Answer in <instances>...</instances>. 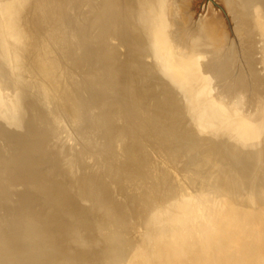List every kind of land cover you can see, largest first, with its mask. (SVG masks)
Listing matches in <instances>:
<instances>
[{"label": "crops", "instance_id": "obj_1", "mask_svg": "<svg viewBox=\"0 0 264 264\" xmlns=\"http://www.w3.org/2000/svg\"><path fill=\"white\" fill-rule=\"evenodd\" d=\"M177 2L46 0L26 28L28 2L22 9L5 13L11 33L6 37L0 30V57L6 63L3 70L9 71L7 61L12 53L18 76L23 75L25 81L30 78L36 100L38 87L45 90V105L51 112L40 117L45 136L28 133L25 127L26 132L19 131L25 134L18 137L29 135L33 139L20 146L36 156L48 147L61 152L65 148V157L72 158L71 170L104 176L106 182L111 181L116 198L123 196L117 187L147 193L148 198L134 200L136 210L126 222L133 238L144 240L143 254L135 256L139 264L156 247L158 255L152 263L160 264V257L166 258L167 264L189 261L185 262L184 252L191 231H183L187 225L183 220L189 221L201 210L195 190L209 187L215 174L222 181L223 185L217 183L221 191L226 190L224 185L236 184L234 173L244 158L251 160L244 170L246 181L257 186L262 198L254 201L240 192L230 196L245 206L264 202V158L260 156L264 153V90L252 106L218 96L200 53L176 40ZM57 12H61L58 21L48 25L47 17ZM250 17L259 40L264 81V0L251 4ZM150 60L158 66L148 63ZM125 66L129 79L120 78L117 85L122 91L124 85L131 87L128 93H120L122 98L115 94L109 73L123 77ZM72 93L78 94L72 97ZM32 97L29 95L26 103L29 108ZM51 116L58 117L61 128ZM124 124L128 125L123 129ZM231 159L238 161L236 167L231 166ZM258 172H262L259 177ZM250 175L263 180L256 183ZM214 188L206 195H214ZM149 201L158 203L156 206L169 204L147 214L143 224H136L140 209L145 210ZM230 214L223 223L210 218L218 230L205 228V264H264V207L257 214ZM98 224L118 227L106 218ZM216 243L223 246L215 249Z\"/></svg>", "mask_w": 264, "mask_h": 264}, {"label": "water", "instance_id": "obj_2", "mask_svg": "<svg viewBox=\"0 0 264 264\" xmlns=\"http://www.w3.org/2000/svg\"><path fill=\"white\" fill-rule=\"evenodd\" d=\"M28 2L31 4L25 13L26 28L34 11L41 8V4L46 0L0 2V19H2L0 30L3 35L7 37V34L11 33L5 13L9 11L10 14L17 9H22ZM56 5L58 6L57 3ZM125 7L124 10L127 12ZM61 12L47 17L48 25H54L55 21H58L57 14L60 16ZM11 55L12 53H10L11 60L7 61L8 72L3 70L6 63L4 64L2 56L0 57V264H139L135 256L143 254L144 240L138 237L133 238L132 231L126 222L128 216H132L136 210L133 205L134 200L137 197L148 198L147 193L142 189L131 191L117 187V191L123 196L116 198L110 189L111 181L106 182L103 179L104 176L71 170L69 160L72 158L65 157L67 151L64 147L65 154L64 150L61 152L52 146L36 156V154L30 155L22 145L20 146L22 142L28 143L33 139L29 135L18 137L25 134L19 131L26 132V128L28 133L42 134L43 138L46 129L41 124L40 117L43 112L47 115H51V112L45 105L47 93L44 89L38 87L39 100L37 98V102L35 96H33L35 101L33 100L30 78L25 81L23 75L18 76ZM130 59L127 60L126 65H129ZM151 64L158 66V63L153 60ZM122 72H124L123 77H120V74L110 73L109 76L112 79L111 86L115 94L124 98V95L120 93L124 94V91L128 93L131 84L129 89L127 85H124V91L122 86L120 89L117 84L120 78L129 79L126 75L128 66H125ZM74 90L77 92L76 89ZM77 94L72 93V97ZM29 95L30 98L32 97L30 100L32 109L26 104ZM70 107L74 109L72 105ZM51 119L61 128L58 117L51 116ZM127 125L124 124L121 127L124 129ZM38 144H42L40 139ZM261 156L264 158V153ZM243 160L240 162L241 167L238 172L234 173L236 184L232 183L231 187L224 185L222 188L226 190L221 191L217 188V183L223 185L220 183L222 181L218 174H215L209 187L199 190L201 192L195 190L202 204L198 212L201 213L203 220L198 221V214L189 221L180 218L187 222L183 231H191L189 234V240H191L184 252L187 256L184 258L185 262L188 258L189 261L186 263L183 261L184 264H205L203 261L205 259V228L208 231L218 230L210 218H219V221L223 223L224 219H230V213L257 214L264 207L263 201L256 205L245 206L230 196L232 193L240 192L251 196L254 201L262 198L260 192H257V186L250 185V180L246 181L247 174L244 170L251 160ZM231 161V166L238 165V161L234 159ZM259 174L262 172H258V177ZM250 176L256 183H261L263 180H256V175ZM212 187L216 189L214 195L213 193L212 196L206 195L210 194L206 192ZM214 200L222 201L223 205L216 207L215 203L209 206L208 204ZM157 204L149 201L145 210L140 209L141 216L135 219V223L143 224L147 214L159 212L167 207L169 202L156 206ZM121 206L124 208L122 212H118ZM103 218L112 219L118 227L100 226L98 222ZM194 221H197L195 225ZM215 246V249H219L223 243H216ZM156 255H158L157 247L152 254L145 257L143 264H155L152 261ZM159 262L167 264V259L160 257Z\"/></svg>", "mask_w": 264, "mask_h": 264}, {"label": "rangeland", "instance_id": "obj_3", "mask_svg": "<svg viewBox=\"0 0 264 264\" xmlns=\"http://www.w3.org/2000/svg\"><path fill=\"white\" fill-rule=\"evenodd\" d=\"M177 1L178 2L175 5L176 9H175L174 31L177 38L176 40L179 42V44L183 46L190 45V42L192 43L193 41H195V39L199 38V35L202 34V31H205V26H211V27L213 26L212 27L214 30L213 36L215 39H217V43L215 46L213 45L212 47L211 53L213 54H211L212 58L209 63L213 64L216 62L215 64L217 65V67L220 68V65H222V62L225 59L222 57V55L225 52L229 51L228 56L236 55L234 56L235 63L237 61L236 65L240 64V66L242 65V67H244L245 64L246 67L248 66L247 63L249 61L247 60V55L244 56L243 50L246 44L249 45L247 40H249L250 35L248 33L247 34L245 33L246 18L242 17L244 16V10H242L241 7L237 5L235 0H177ZM187 28L190 30H188ZM244 41H246V43ZM213 43L215 44L214 41ZM113 44L114 46H117V42H113ZM226 48L228 49L227 51ZM117 49L121 52L124 51L123 48L117 47ZM223 50L224 53H222ZM233 50L234 53L231 55V52H233ZM151 61L152 60H150L148 63L151 64L152 63ZM256 67L258 69V65ZM254 81L255 79H253V83H257V81L256 82ZM261 87L264 88L263 82ZM255 90H256L255 88L252 90L253 93L255 92ZM239 101H241L242 104L245 106H252L255 104L253 102L254 99H252L251 103H249V101L246 100L243 101L239 100ZM215 203L216 205L214 206L216 207H221L223 205L222 201H215V200L207 204L209 206H212ZM198 216H199L198 221L203 220L200 212H198ZM196 222L197 221H194L193 224L195 225Z\"/></svg>", "mask_w": 264, "mask_h": 264}, {"label": "bare ground", "instance_id": "obj_4", "mask_svg": "<svg viewBox=\"0 0 264 264\" xmlns=\"http://www.w3.org/2000/svg\"><path fill=\"white\" fill-rule=\"evenodd\" d=\"M237 5L241 7L242 10H244V16L245 17V33L249 34V40H247L248 44H246L243 54L244 56L247 55V60L249 61L247 64L248 66L246 67L244 64V67L240 64L236 65L234 61V56L232 55L234 53L231 52L232 56L229 55V51L226 48V51L224 53V50L222 55L224 61L222 62V65H220V68L217 67L215 63H209L211 61V51L213 45L215 46L217 43V39L214 38L213 33V26H205V31H202V34L199 35V38L195 39L192 43L190 42V45H185L189 46L190 48H193L195 53H200L202 57V65L203 68L205 69L206 75L210 78V80L213 83V86L216 90V93L218 94L219 97L224 98V99H229V100H246L251 103L252 99H254V103L256 104L257 100L259 99V96L263 93L264 88H262V82L263 77L261 75L260 67H259V62L261 59H259V51L258 49V38H257V33L254 30L251 22V17H250V9H251V4H258L259 0H235ZM233 12V11H232ZM238 16V15H237ZM236 16V17H237ZM235 17V16H234ZM192 20V19H190ZM237 21V19H236ZM189 23V22H188ZM192 23V22H191ZM190 23V24H191ZM196 24V23H195ZM238 24V23H237ZM188 25V24H187ZM194 25V24H193ZM192 25V26H193ZM210 25V24H209ZM194 27V26H193ZM188 29V28H187ZM220 29V28H219ZM218 29V32H219ZM239 29V28H238ZM250 29V30H249ZM190 30V29H188ZM241 32V31H240ZM239 32V33H240ZM253 35V37H252ZM189 36V35H188ZM259 36V35H258ZM224 37V36H223ZM219 39V38H218ZM223 40V38H222ZM215 42V44L213 43ZM255 41V43H254ZM246 43V41H244ZM178 43V42H177ZM175 43V45L177 44ZM222 43V42H221ZM220 43V44H221ZM231 43V42H230ZM238 43V41H237ZM239 45V44H238ZM248 46V47H247ZM176 47V46H175ZM240 47V46H239ZM243 48V47H242ZM215 49V48H214ZM213 49V50H214ZM250 49V50H249ZM241 50V49H240ZM182 51V50H180ZM232 51V50H231ZM186 52V51H185ZM197 53V55H198ZM221 53V54H222ZM215 54V53H214ZM196 55V54H195ZM216 55V54H215ZM228 56V57H227ZM243 57V56H242ZM196 59V58H195ZM244 59V58H243ZM205 61V62H204ZM217 61V60H216ZM213 62V61H212ZM239 62V61H238ZM242 62V61H241ZM198 63V62H197ZM205 63V64H204ZM245 63V62H244ZM218 64V63H217ZM246 64V65H247ZM258 65V69L257 66ZM251 70V71H250ZM200 73V72H199ZM201 74V73H200ZM199 76V75H197ZM198 78V77H197ZM200 78V77H199ZM253 79H255L254 82L257 81V83H253ZM260 80V81H259ZM262 80V82H261ZM201 82V81H200ZM255 85V87H254ZM198 86V85H197ZM253 87V88H252ZM256 89L255 92L253 93V89ZM262 88V89H261ZM213 96V95H212ZM215 96V95H214ZM224 101V100H222ZM262 101V100H261ZM260 102V100H259ZM232 103V102H231ZM261 104V103H260ZM247 114V113H246ZM48 131V130H47ZM35 135V134H34ZM45 136V135H44ZM33 137V136H32ZM47 138V137H46ZM40 139V138H39ZM249 139V138H248ZM37 140V139H36ZM253 140V139H252ZM39 141V140H38ZM47 141V140H46ZM45 141V143H47ZM233 141V140H232ZM261 141V140H260ZM50 142V141H49ZM44 143V142H43ZM44 143V144H45ZM263 143V142H262ZM32 144V143H30ZM236 144V143H234ZM33 145V144H32ZM240 145V144H239ZM254 145V144H253ZM39 146V145H38ZM238 146V145H237ZM251 146V145H250ZM30 147V146H29ZM34 147V145H33ZM41 147V146H40ZM256 147V146H255ZM237 148V147H236ZM35 149V148H34ZM260 149V148H259ZM39 150V148H38ZM41 150V149H40ZM45 150V149H44ZM247 150V149H246ZM42 151V150H41ZM33 152V151H32ZM36 152V151H35ZM261 152V151H260ZM38 153V152H37ZM238 153V152H237ZM262 153V152H261ZM241 155V154H240ZM262 154H260L261 156ZM244 156V155H243ZM262 157V156H261ZM245 159V158H244ZM143 226V225H142ZM145 227V226H144ZM150 242V241H149ZM174 251V250H173ZM172 256V255H171ZM174 258V257H173ZM172 259V258H171ZM179 260V259H178ZM173 262V261H172ZM174 263V262H173ZM169 264V263H168ZM178 264V262H176Z\"/></svg>", "mask_w": 264, "mask_h": 264}]
</instances>
